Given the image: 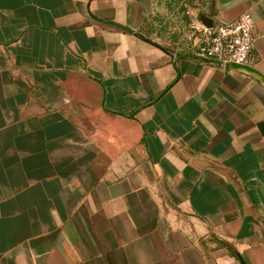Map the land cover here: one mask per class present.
Masks as SVG:
<instances>
[{
    "label": "crops",
    "instance_id": "obj_1",
    "mask_svg": "<svg viewBox=\"0 0 264 264\" xmlns=\"http://www.w3.org/2000/svg\"><path fill=\"white\" fill-rule=\"evenodd\" d=\"M264 0H0V264H264V83L184 57Z\"/></svg>",
    "mask_w": 264,
    "mask_h": 264
},
{
    "label": "built area",
    "instance_id": "obj_2",
    "mask_svg": "<svg viewBox=\"0 0 264 264\" xmlns=\"http://www.w3.org/2000/svg\"><path fill=\"white\" fill-rule=\"evenodd\" d=\"M255 28L251 13L243 14L236 21L195 24L191 29L197 37L196 55L223 63L249 66Z\"/></svg>",
    "mask_w": 264,
    "mask_h": 264
},
{
    "label": "water",
    "instance_id": "obj_3",
    "mask_svg": "<svg viewBox=\"0 0 264 264\" xmlns=\"http://www.w3.org/2000/svg\"><path fill=\"white\" fill-rule=\"evenodd\" d=\"M203 21L207 24V25H212V21L210 19H208L207 17H203ZM184 57H188L191 59H195V60H199V61H203L206 63H213V64H217V65H221L226 67L227 69H235L241 72H245L248 73L250 75L255 76L256 78H258L260 81H262L264 83V77L262 75H260L256 70L250 68L249 66H238L235 64H229V63H223L220 61H215V60H210V59H205L202 58L196 54H188V55H183Z\"/></svg>",
    "mask_w": 264,
    "mask_h": 264
}]
</instances>
